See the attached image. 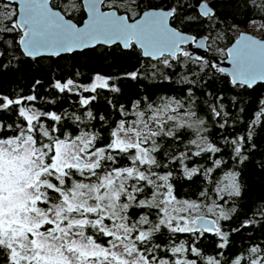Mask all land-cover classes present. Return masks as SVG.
<instances>
[{"label": "snow or ice", "instance_id": "snow-or-ice-1", "mask_svg": "<svg viewBox=\"0 0 264 264\" xmlns=\"http://www.w3.org/2000/svg\"><path fill=\"white\" fill-rule=\"evenodd\" d=\"M99 3L100 0H89L90 18L86 27L80 28L49 9L46 0H23L19 21L3 31L17 33V43L29 57H36L42 50L60 55L100 42L112 44L117 41H122L126 49L133 44L139 45L145 57H164L168 53L171 59H163L162 63L169 68L172 60L179 61L178 54L189 56L181 48L187 38L170 27L169 20L173 23L191 20L183 9L192 8V4L185 0H161V6L152 7L141 19L129 23L128 16L100 11ZM195 7L198 16L209 20L216 18L209 0H198ZM260 26L264 28V22ZM11 47L12 41H0V48H3L0 57L7 58ZM228 55L234 64V84L264 79V43L257 46L254 42H242L237 48L228 49ZM0 67L7 65L0 60ZM125 75L137 79L140 74L134 71ZM111 79L97 74L94 82L87 86H77L74 80L68 79L65 83L57 81L54 87L61 92L72 91L73 86L94 92L98 86L110 87ZM111 90L119 91L115 86H111ZM95 99V96H81L80 104L89 105ZM22 100L35 101L37 97L29 95L14 99L0 94V254L4 264H198L202 253L196 240L205 232H214L221 237L220 249L227 246L228 234L222 231L220 221L230 220L237 211L235 207L226 209L224 205L228 204L225 196L241 195L239 173H227L228 183L215 188L218 200L223 203L216 200L205 203L207 190L199 193L203 198L201 202L186 200L181 203L170 183L172 172L160 175L153 170L168 166L157 159L163 147L160 141L182 142L181 129H194L196 138L184 144V151L172 155L169 163L179 161L189 179L202 171L207 177L223 163L219 159L213 160V167L203 170L184 164L190 152L198 157L202 153L221 151L208 140L205 121L191 107L183 110V103L174 98L162 97L155 103L144 97V110H138L141 101L133 105L137 119L131 122L119 120L109 132L107 142L98 146V141L104 139L99 132L81 131L73 135L53 124L45 126L41 122L44 116L55 122L65 118L80 121L79 116L62 117L55 112L29 109L21 106ZM222 108L223 105L211 106L210 111L214 117H221ZM17 109L18 116L23 117L26 124L4 123L3 114ZM118 111L122 116L129 115L123 106ZM86 115L95 119L91 111ZM262 116L264 109L257 113L253 123L260 122ZM100 119L103 121L104 117ZM7 129L13 134L9 136ZM56 132L60 134L55 135ZM247 138L251 139V132ZM244 141L243 136L225 140L226 144L234 146L241 162L247 159L242 155ZM193 146L197 151L192 152ZM118 158L130 160L131 165L118 166ZM141 166L147 167L142 169ZM142 195L144 198H140ZM174 204L180 205L179 209L172 207ZM130 209L140 210L138 219H131ZM201 209H206L216 219L192 215ZM153 210L156 220L150 218ZM261 215L264 216V212ZM162 228L173 235L191 233L192 242L162 249L161 245L152 243L154 235ZM100 237L111 239L100 243ZM168 251L172 257L167 256ZM262 251L264 249L259 246L251 248L254 254ZM189 253L193 258H180V254ZM218 255L222 258L224 253ZM242 260L244 257H237L232 264H242ZM206 264H222V259L209 256ZM245 264H264V258L256 256Z\"/></svg>", "mask_w": 264, "mask_h": 264}, {"label": "trees", "instance_id": "trees-1", "mask_svg": "<svg viewBox=\"0 0 264 264\" xmlns=\"http://www.w3.org/2000/svg\"><path fill=\"white\" fill-rule=\"evenodd\" d=\"M124 1L130 2V0ZM185 2L193 5L192 8L183 9V12L192 19L172 23L182 30L195 34L196 37L205 36L209 46L215 41L216 45L210 48L211 55L208 58L194 55L184 60L179 54V61L172 60V67L169 68L162 63V60L171 59V57L153 60L144 57L141 49L135 45L130 49H124L119 44L98 45L73 53L29 57L17 43L18 34L3 31L16 22L17 3L0 0V41H12L7 58L0 57V60L7 65V67H0V94L14 99L35 95L37 100H22L21 106L41 112H55L62 117L73 114L79 116L80 121L65 118L60 122L51 121L50 117L44 116L41 117V122L45 126L53 124L73 135H78L81 131L99 132L104 139L98 141V146L107 142L109 132L116 127L119 120L131 121L136 118L133 109L136 101H141V107L138 110H144V97H148L149 102L155 103H159L162 97L174 98L183 103V110L191 107L197 116L205 121V127L208 129L205 135L208 140L220 147L221 151L216 154L202 153L198 157L190 152L184 164L188 168L200 167L203 170L213 167V160L219 159L223 163L209 176H204L202 171L191 179L184 174L179 161L169 163L172 155H178L179 152L184 151V144L196 138L194 129H181L182 142L160 141L163 147L157 159L168 166L153 170L160 175L172 172L170 183L173 185V193L177 200L198 203L203 199L199 193L205 190L208 192V200L204 201L205 203H210L212 200L223 203L218 200L215 188L217 185L223 187L228 183L225 182L227 173H239L241 195L232 198L225 196L228 204L224 205L226 209L235 207L237 211L232 214L230 220L220 221L222 231L228 234L227 246L224 249L218 247L223 241L214 232H205L196 240V246L202 253L198 264H206V258L209 256L222 259V264L225 261L227 264H232V261L242 256L244 257L242 264H245L247 260L256 256L264 258V251L255 254L251 252V248L257 246L264 249V216L261 215L264 212V116L260 118V122L253 123L256 121L257 113L264 109V82L253 85L234 84L229 74L219 71L220 65L215 63L214 57L225 58L227 47L242 30L249 31L256 22L260 25L264 22V7H262L264 0H209L216 14V18L212 20L198 16L195 7L198 0H185ZM52 4L61 8L78 23H82L86 17L82 0L71 2L70 0H52ZM5 5L10 13L2 16V7ZM127 5L119 4L117 7L133 18L140 15L146 8L161 6V0H135V3ZM258 31V36L264 38V28L260 26ZM0 51H3V48H0ZM134 71L140 74L137 79H130L125 75ZM96 74L111 77L110 87L98 86L94 92L84 91L83 88L75 86L72 91L65 89L61 92L54 87L57 81L65 83L68 79L74 80L75 85L90 83ZM111 86H115L119 91H112ZM81 96H95L96 99L89 105H81ZM219 105H223L222 116L214 117L210 107ZM121 106L129 115H121L118 111ZM89 111L95 119L87 117L86 114ZM224 113L227 115L225 116ZM100 117H104V120L102 121ZM3 119L6 124L14 122L26 124L24 118L18 116V109L3 114ZM221 124H224L223 128L220 127ZM249 132H251L250 140L247 138ZM7 134L12 135V130L7 129ZM241 136L245 137L242 155L247 157L243 162H241V156L236 155L234 146L231 143H225V140L232 141ZM45 142H47L46 139ZM195 151L197 149L193 146L192 152ZM117 164L130 166L131 161L118 158ZM140 198H144L143 195ZM203 210L206 211V209ZM139 213V209L129 210L132 220L138 219ZM150 218L157 219L154 210ZM245 221L253 222L245 223ZM106 222L109 221L106 220ZM89 234H91L90 230ZM192 236L191 233L173 235L166 228H162L160 233L154 235L152 243L167 249L173 244L191 243ZM108 239L111 238L100 237L98 242L104 243ZM220 252L224 253L222 258L218 255ZM172 255L170 251L167 252L168 257ZM185 257L193 258V255L180 254V258Z\"/></svg>", "mask_w": 264, "mask_h": 264}, {"label": "water", "instance_id": "water-1", "mask_svg": "<svg viewBox=\"0 0 264 264\" xmlns=\"http://www.w3.org/2000/svg\"><path fill=\"white\" fill-rule=\"evenodd\" d=\"M8 1L17 3L16 21H19V19L21 17V11H22L23 6H24L23 5V0H8ZM46 2H47V7L49 9H51L52 11L60 13V15L65 20H69L71 23L75 24L77 27H80V28L86 27L87 22H88V20L90 18V13L88 11L89 0H82L83 6H84V10L86 12V17L84 18L82 23L76 22L74 19L69 17L65 13V11H63L61 8L53 6L52 0H46ZM104 2H105V0H100V3H99L100 11L109 12V13L114 12L117 16H128V14L126 12H119L116 7H111V8H108V9H104L103 8V3ZM151 8L152 7L144 9L141 12V14L138 17H136L135 19H130L129 16H128V18H129L128 22L132 23V22H135L136 19H141L143 17V15H144V12L151 10ZM210 8L213 10L211 5H210ZM169 26L172 27L173 29L179 31L181 34H183L187 38L186 42L181 45L182 50H184L185 47H187L196 56H198L200 58H205L209 54L210 46H209V43H208L207 38L205 36L196 37L195 34L190 33L188 31H185V30H182L179 27L175 26L172 23L171 19L169 20ZM242 42L243 43L254 42L257 46H259L261 43H264V38L254 34L253 32H250V31H247V30H242L238 34V36L234 39V41L227 47L226 57L225 58L222 59L221 57H218V56L214 57L215 63L219 64L220 68L225 69L224 72L229 74L231 79H232V71H233V68H234V64H233L232 58L229 57V55H228V49H235L238 46H240ZM113 44H121V46L124 48L122 41H117V42L112 43V44H105L103 42H100V43H97L94 46H91V47H88V48H93V47H96L98 45H113ZM137 46L140 47L139 45H137ZM21 48H22V46H21ZM84 49H87V48H84ZM84 49H74L73 51H70V52H61L60 55L61 54H66V53H73L74 51H81V50H84ZM124 49H126V48H124ZM127 49H129V48H127ZM22 50H23V48H22ZM142 52H143V49H142ZM45 55H53V54H51V52L48 51V50H42L41 53L39 55H37L36 57L45 56ZM165 55H168V53H165ZM149 57L161 58V57H158V56H149ZM258 82H264V79H255V80L251 81L248 85H253V84H256ZM238 83H242V82H238ZM243 84H245V83H243ZM200 215L201 216H207L209 220H215L216 219L215 216H212V215H209V214H200Z\"/></svg>", "mask_w": 264, "mask_h": 264}, {"label": "rangeland", "instance_id": "rangeland-1", "mask_svg": "<svg viewBox=\"0 0 264 264\" xmlns=\"http://www.w3.org/2000/svg\"><path fill=\"white\" fill-rule=\"evenodd\" d=\"M72 0H70V2H71ZM121 1H124V0H121ZM124 3H125V1H124ZM121 4V3H120ZM128 6V5H127ZM2 16H5L6 14L8 15L9 13H10V10H7L6 9V5L4 6V7H2ZM259 28H260V24L258 23V22H256L254 25H253V27H251V29L249 30L250 32H253L254 34H257V33H259ZM258 35V34H257ZM211 46H210V48L212 49V47L214 46V45H216V41L215 42H212L211 44H210ZM183 52H188L189 53V56L188 57H184L182 54V56H183V59L184 60H186V59H188V58H190L191 56H194L195 54L192 52V51H190L188 48H185L184 50H183ZM97 75V74H96ZM95 75V76H96ZM99 75H101V76H104V77H107V76H105V75H102V74H99ZM95 76H94V78H95ZM94 78H93V80L90 82V83H86V84H77L78 86H87V85H90V84H92L93 82H94ZM80 88H83V87H80ZM148 115H151V113H149ZM137 119V117L136 118H134L133 120H131V121H134V120H136ZM131 121H129V122H131ZM63 138V137H62ZM144 167H147V166H141V168L143 169ZM225 182H228L227 180L225 181ZM177 201H180L181 203L183 202V201H186V200H177ZM172 207H176L177 209H179V207H180V205H178V204H174ZM170 211H171V207H170ZM200 215V214H207L206 213V211H204L203 209H201L200 210V212L199 213H195V212H193L192 213V215L193 216H195V215ZM106 223H108L109 224V226H111V222L109 221V222H106Z\"/></svg>", "mask_w": 264, "mask_h": 264}, {"label": "flooded vegetation", "instance_id": "flooded-vegetation-1", "mask_svg": "<svg viewBox=\"0 0 264 264\" xmlns=\"http://www.w3.org/2000/svg\"><path fill=\"white\" fill-rule=\"evenodd\" d=\"M124 4V5H129V4H131V3H133V0H130V2L129 3H127V2H125L124 3V1H121V0H105V2L103 3V8L104 9H108V8H111V7H116L117 9H118V11L119 12H123V11H120V9L117 7L119 4ZM127 13V12H126ZM141 14V13H140ZM129 16V15H128ZM137 16H139V15H137ZM136 16V17H137ZM136 17H133V18H130V19H135ZM119 45H121V44H119ZM133 45H135V46H137L136 44H133ZM138 47V46H137ZM130 48H132V47H130ZM129 48V49H130ZM139 49H141L140 47H138ZM185 48H187V47H185ZM190 50V49H189ZM141 51H142V49H141ZM191 51V50H190ZM143 53V52H142ZM210 55H211V53H210V51H209V54L206 56V58H208V57H210ZM145 57V56H144ZM166 57H169V55H164V57H161V58H166ZM149 58H152V57H149ZM153 60H155V59H159V58H152ZM0 264H4V257H3V255L1 254V257H0Z\"/></svg>", "mask_w": 264, "mask_h": 264}]
</instances>
